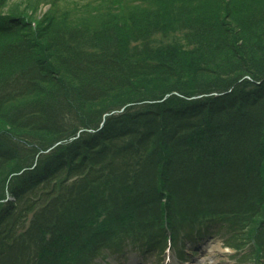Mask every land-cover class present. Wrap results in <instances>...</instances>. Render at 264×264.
<instances>
[{"label": "trees", "instance_id": "1", "mask_svg": "<svg viewBox=\"0 0 264 264\" xmlns=\"http://www.w3.org/2000/svg\"><path fill=\"white\" fill-rule=\"evenodd\" d=\"M83 1L0 0V264L217 220L263 254L264 0Z\"/></svg>", "mask_w": 264, "mask_h": 264}, {"label": "rangeland", "instance_id": "2", "mask_svg": "<svg viewBox=\"0 0 264 264\" xmlns=\"http://www.w3.org/2000/svg\"><path fill=\"white\" fill-rule=\"evenodd\" d=\"M13 3L19 6L22 10L37 9L39 15H43L49 6L46 0H12ZM95 0H91L93 3ZM83 2L88 3V0ZM101 4V2H99ZM155 43H174L182 42V32L174 31L169 34L154 33L152 37ZM181 44V43H180ZM224 230L218 227L211 228L205 234L201 241L192 246L187 244L186 251L191 254V258H187L185 264H234L232 256L234 252L227 249L225 246ZM122 256H110L106 259L98 260L101 264H177L176 256L173 251L159 253L157 250L149 249L146 251H130L123 253ZM93 259V258H92ZM91 261V260H90ZM90 264V262L88 263Z\"/></svg>", "mask_w": 264, "mask_h": 264}]
</instances>
